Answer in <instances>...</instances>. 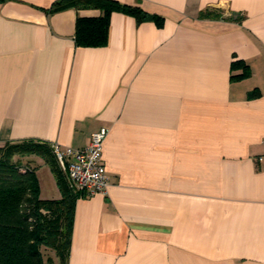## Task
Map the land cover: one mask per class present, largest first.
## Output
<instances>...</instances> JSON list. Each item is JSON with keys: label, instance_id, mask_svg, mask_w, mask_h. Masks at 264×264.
<instances>
[{"label": "crops", "instance_id": "crops-1", "mask_svg": "<svg viewBox=\"0 0 264 264\" xmlns=\"http://www.w3.org/2000/svg\"><path fill=\"white\" fill-rule=\"evenodd\" d=\"M56 1L0 0V143L107 128L109 184L76 198L67 264H264V0H116L161 22L113 11L96 47L75 20L100 10Z\"/></svg>", "mask_w": 264, "mask_h": 264}, {"label": "trees", "instance_id": "trees-1", "mask_svg": "<svg viewBox=\"0 0 264 264\" xmlns=\"http://www.w3.org/2000/svg\"><path fill=\"white\" fill-rule=\"evenodd\" d=\"M68 7H92L101 12L97 16L76 17L74 41L84 47L106 44L113 11L127 13L138 21L161 22L156 14L116 0H57L50 11ZM237 64L235 61L232 65ZM15 154H35L43 158L56 178L61 197L41 198L35 168L14 161ZM78 196L60 170L48 142L25 139L0 143V264H53L51 257L44 260L41 247L53 250L58 264H67L74 202Z\"/></svg>", "mask_w": 264, "mask_h": 264}, {"label": "built area", "instance_id": "built-area-1", "mask_svg": "<svg viewBox=\"0 0 264 264\" xmlns=\"http://www.w3.org/2000/svg\"><path fill=\"white\" fill-rule=\"evenodd\" d=\"M107 131V128L101 127L92 132L83 147L50 144L69 186L79 195L90 196L107 190L109 182L102 162V145Z\"/></svg>", "mask_w": 264, "mask_h": 264}, {"label": "rangeland", "instance_id": "rangeland-1", "mask_svg": "<svg viewBox=\"0 0 264 264\" xmlns=\"http://www.w3.org/2000/svg\"><path fill=\"white\" fill-rule=\"evenodd\" d=\"M34 156H37V155H35V154H29V155L20 156L18 154H15L13 156V160L16 161L17 163L21 164L22 166L23 165H29V166L32 167L34 164L32 163V160L31 159ZM37 171H38V174H39V180H40V184H41V188H42V165L39 168V170H37ZM63 174L65 175L64 172H63ZM41 251L43 253L44 260H46L48 257H51V259L53 260V264H58L57 258L55 256V253H54L53 250H51L49 248L41 247Z\"/></svg>", "mask_w": 264, "mask_h": 264}]
</instances>
